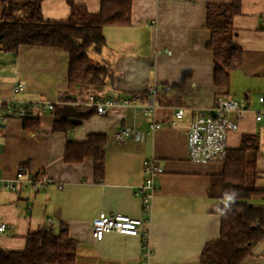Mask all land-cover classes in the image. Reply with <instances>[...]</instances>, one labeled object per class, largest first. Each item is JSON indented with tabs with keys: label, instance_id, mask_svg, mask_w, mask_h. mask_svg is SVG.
I'll return each instance as SVG.
<instances>
[{
	"label": "crops",
	"instance_id": "0c3cea01",
	"mask_svg": "<svg viewBox=\"0 0 264 264\" xmlns=\"http://www.w3.org/2000/svg\"><path fill=\"white\" fill-rule=\"evenodd\" d=\"M89 12L99 10L101 0H73ZM231 0H132L130 23L105 25V44L92 57L108 65L101 86L68 85V53L59 47L19 45L15 52L0 50V98L23 103H51L75 125L53 130L54 109L33 117L37 131L23 127L12 115L0 123V247L21 250L28 232L66 224L76 243L74 264H199L201 250L218 238L220 215L212 212L211 194L221 187L223 162L188 159L184 128L191 109L207 110L218 97L228 95L244 101L246 110L233 113L237 129L228 134L229 150L239 148L241 137L256 134L257 151L247 169V180L264 190V0H241V12L233 18V43L242 51L241 65L230 72L227 87L213 83V53L206 43L208 3ZM41 12L50 20H66V0H41ZM23 85L17 92L16 85ZM157 86L156 120L160 127L149 130L150 121L132 104H117L99 114L89 106L115 98L145 102L147 88ZM163 87H167L163 90ZM184 110V118L171 126L173 112ZM92 113L75 118V110ZM122 126L146 132L140 142L117 140ZM92 133L105 134L104 173L94 178L93 159L64 160L66 143L85 141ZM154 158L163 169L155 179V193L147 209L138 190L144 184L143 161ZM25 174L45 178L19 191L18 168ZM253 204L264 206V195ZM119 212L142 220L137 235L110 232L95 240L91 223L100 213ZM240 264H264V237Z\"/></svg>",
	"mask_w": 264,
	"mask_h": 264
},
{
	"label": "trees",
	"instance_id": "16d2710c",
	"mask_svg": "<svg viewBox=\"0 0 264 264\" xmlns=\"http://www.w3.org/2000/svg\"><path fill=\"white\" fill-rule=\"evenodd\" d=\"M41 0H0V50L15 52L19 45L53 46L68 53L67 78L71 86H101L108 76V65L91 55L105 44V25L130 23L132 0H101L99 10L89 12L82 4L66 0V20L43 17ZM241 12V0L206 5V26L210 37L207 49L213 53V83L227 87L230 72L241 65L242 51L233 43V18ZM53 130H67L75 125L59 107L54 108ZM75 118L92 113L75 110ZM23 127L37 131V117L21 118ZM105 134L92 133L82 142L66 143L64 160L76 162L93 159L95 179L104 173ZM257 151L256 134L243 135L239 148L228 150L220 174L221 187L211 194L216 200L212 212L220 215L218 238L201 250L199 264H240L264 237V206L254 205L252 197L264 195L247 180V169ZM36 178L35 176H33ZM21 250L0 247V264H74L76 241L66 224L40 228L25 235Z\"/></svg>",
	"mask_w": 264,
	"mask_h": 264
},
{
	"label": "built area",
	"instance_id": "2783aa9c",
	"mask_svg": "<svg viewBox=\"0 0 264 264\" xmlns=\"http://www.w3.org/2000/svg\"><path fill=\"white\" fill-rule=\"evenodd\" d=\"M23 88V85H16L14 91L17 92ZM167 87H163L166 90ZM157 86L151 84L146 93L148 98L145 102L131 103L130 100H118L108 98L106 100L97 101L92 96L89 98V106L95 108L99 114H105L107 109L115 105H130L141 112L149 119V130L160 127V123L156 120L155 113L157 110ZM259 102L264 105V97L258 98ZM13 100H3L0 98V123H5L13 114L19 118L24 116H33V108L37 109V113H44L46 110L53 109L51 103H31L25 106L23 103ZM244 101H237L228 95L217 98L215 105L207 110L191 109L190 118L184 128L186 137V146L188 159L195 162H224L229 147L228 134L232 130L237 129L236 122L231 118L233 113H241L246 110ZM263 112L255 115V120L259 121L263 118ZM184 118V110L177 108L173 112L171 126L176 127ZM146 132L131 126H122L114 134L115 139L123 140L126 138L140 142L145 139ZM162 168L157 164L154 158H147L143 161V172L145 174L144 184L139 188L137 194L141 196L143 208L147 209L150 205L156 186L155 179L162 172ZM15 184L5 183L4 187L10 188L16 192L22 186V182L30 186H37L46 182L45 178H34L32 175L25 174L22 167L18 168L15 176ZM142 220L138 217L127 214L113 212L100 213L91 223V233L95 240H101L105 234L116 232L126 235H137ZM5 224L0 223V231L5 230Z\"/></svg>",
	"mask_w": 264,
	"mask_h": 264
},
{
	"label": "rangeland",
	"instance_id": "374dc122",
	"mask_svg": "<svg viewBox=\"0 0 264 264\" xmlns=\"http://www.w3.org/2000/svg\"><path fill=\"white\" fill-rule=\"evenodd\" d=\"M254 198H256V197H252L249 201L253 203Z\"/></svg>",
	"mask_w": 264,
	"mask_h": 264
}]
</instances>
